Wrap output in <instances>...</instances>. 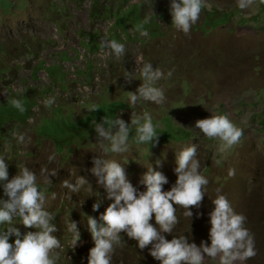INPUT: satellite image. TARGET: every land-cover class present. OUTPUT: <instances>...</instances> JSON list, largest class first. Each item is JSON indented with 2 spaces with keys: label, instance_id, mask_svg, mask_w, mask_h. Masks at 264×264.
I'll return each instance as SVG.
<instances>
[{
  "label": "rangeland",
  "instance_id": "rangeland-1",
  "mask_svg": "<svg viewBox=\"0 0 264 264\" xmlns=\"http://www.w3.org/2000/svg\"><path fill=\"white\" fill-rule=\"evenodd\" d=\"M206 2L209 7L186 36L171 23L170 0H0V155L6 154L9 178L19 172L20 161L29 159L33 163L27 166L36 173L38 187L50 188L52 206L46 200L45 207L56 217L59 214L57 264H88L94 242L85 214L99 219L112 202L90 171L92 158L103 155L96 143L95 123L115 116L130 123L132 114L144 113L152 116L158 144L134 145L131 154L106 158L128 160L123 166L138 191L145 190L140 179L150 163L167 177L163 185L167 191L176 181L175 152L195 143L200 172L209 181L200 207L190 209L191 218L176 206L178 223L165 238L185 235L198 246L202 240L210 243L211 200L222 194L236 213L247 218L245 226L254 236L257 254L245 264H264V4L256 0L241 10L236 0ZM148 16L151 20L144 26L148 34L141 36L135 27ZM95 18L98 27L89 31ZM105 38L125 45L122 60L100 58L99 42ZM134 57L151 62L165 76L172 70L170 78L156 85L165 91L164 104L128 102V92L141 84L139 79L125 82V71L136 68ZM50 96H55V103L45 107L43 101ZM13 98L23 102V113L10 104ZM91 105L97 111H89ZM215 115H227L243 129L241 144L222 152L221 141L208 139L195 127L196 120ZM13 131L27 133L30 144H18ZM134 136L135 129L129 139ZM49 144L55 145L59 156L53 162L49 160L53 146L40 156ZM76 156L71 167H62ZM48 166L58 172L50 177V186L40 174ZM230 168L235 176L228 175ZM77 176L91 184L92 195L83 189L69 193L62 186L65 179L74 184ZM4 198L0 188V199ZM63 200L74 215L59 209ZM97 200L99 210L93 211ZM69 220L80 233L74 250ZM150 222L155 224L154 218ZM14 226L21 234L27 232L24 226ZM121 235L125 244L117 247L112 264H159L148 248L141 250L126 233ZM14 239L10 236L9 242ZM205 264L217 262L206 258Z\"/></svg>",
  "mask_w": 264,
  "mask_h": 264
},
{
  "label": "clouds",
  "instance_id": "clouds-1",
  "mask_svg": "<svg viewBox=\"0 0 264 264\" xmlns=\"http://www.w3.org/2000/svg\"><path fill=\"white\" fill-rule=\"evenodd\" d=\"M236 3L238 8L245 10L255 4L256 0H236ZM259 3L264 4V0H259ZM206 7H209L206 0H170L171 23L177 31L186 36L190 35L192 26L199 21L201 12ZM93 15L94 12L91 16ZM152 15H156L153 10ZM96 20L97 18L91 20L89 31L98 27L94 26ZM150 20L151 16L145 17L136 25L135 31L141 36H147L144 26ZM99 48L102 60L109 57L122 60L127 53L125 45L115 39H101ZM133 59H136V68L131 67L132 72L125 71V82L131 83L133 79H139L141 84L135 92H128V102L133 106L139 101L164 104L167 99L165 91L156 85L158 81L170 78L172 70L165 76V73L159 68H154L151 62H145L143 58L138 57ZM99 64L96 63L95 66ZM133 73H139V77ZM97 78L95 82H98ZM55 100V96H50L43 104L45 107H51ZM9 102L21 113L26 110L19 99L13 98ZM88 110L97 111V107L91 105ZM195 127L208 139L221 141L222 152L241 144L243 139V129L234 124L227 115L198 119L195 121ZM133 129L135 136L130 140ZM94 130L96 143L101 146L103 155H95L92 158L93 167L90 171L112 202L100 214L99 219L85 214L87 228L94 242V246L89 249L88 264H112L117 247H123L125 244L121 235L123 233L136 241L139 249L148 248L149 254L159 261V264H205L206 258L216 261L217 264H245L256 256L254 236L245 226L247 218L236 213L222 194L211 200L214 207L209 213L210 243L202 240L198 246L190 242L185 235L173 236L170 240L165 238V234L173 233L178 223L176 206L184 209V215L191 218L193 213L190 209L199 208L206 194L209 181L200 172L195 143L175 152L176 181L169 190H163V185L168 183L167 177L149 163L140 179L145 190L138 191L128 180L123 166L128 160L121 163L106 157L112 154H131L134 145H157L159 134L151 114H132L130 123L119 116L105 117L101 122L95 123ZM11 135L20 145L28 146L31 142L27 133L13 131ZM5 155H0V188L6 197L0 199V264H57V250L61 248L60 240L56 238L58 221L53 213L45 209L50 188L44 187V190H41L36 173L26 164L9 178ZM49 160L53 161L54 157L50 156ZM156 164L161 166V161L158 159ZM40 174L43 183L50 186L53 183L50 177L57 176L58 172L57 168H43ZM228 175L235 176V169L230 168ZM62 186L68 189L69 193H79L83 189L87 195L93 194L91 184L83 176H77L74 184L65 179ZM52 198H55V193ZM67 198L71 199L70 195L67 194ZM61 204L70 215H74L65 200ZM99 207L100 201L97 200L92 209L98 211ZM153 218L155 224L150 222ZM16 223L20 227L28 228L24 230L27 232L21 234L19 228L14 226ZM67 227L73 234L70 248L74 250L80 240V233L74 221L69 220ZM10 236L15 237L12 243L9 242ZM85 247L86 242L79 249Z\"/></svg>",
  "mask_w": 264,
  "mask_h": 264
},
{
  "label": "crops",
  "instance_id": "crops-1",
  "mask_svg": "<svg viewBox=\"0 0 264 264\" xmlns=\"http://www.w3.org/2000/svg\"><path fill=\"white\" fill-rule=\"evenodd\" d=\"M53 146V148L51 149V147ZM50 149H51V151H53V154L51 155L52 157H54V160L55 159H57V158H59V156H57L56 155V153H55V145H53V144H49V145H47L44 149H43V151H42V153H41V155L40 156H43V155H45V152H47V151H50ZM83 154V153H82ZM82 154H80L79 156H81ZM79 156H76V157H74V158H72L71 159V161L67 164V165H64L63 164V160H62V167L63 168H69V167H71V165H72V160L73 159H76L77 157H79ZM39 158V157H38ZM62 159V158H61ZM53 160V161H54ZM52 161V162H53ZM33 162L32 161H30L29 159H25V161H20V163H19V165L17 166V169H18V171H20V169H21V167L22 166H24L25 164L26 165H28V164H32ZM51 166H52V163L50 164ZM47 168H50V166H48ZM48 198H47V201H48V203L52 206V202L50 201V196H47ZM45 209L47 210V208L45 207ZM59 209H64V207L62 206V204H61V206L59 207ZM64 210H66V211H68L67 209H64ZM48 211V210H47ZM69 213V212H68ZM56 214H58L57 212H56ZM58 216H59V214L57 215V217H56V220L58 221Z\"/></svg>",
  "mask_w": 264,
  "mask_h": 264
}]
</instances>
